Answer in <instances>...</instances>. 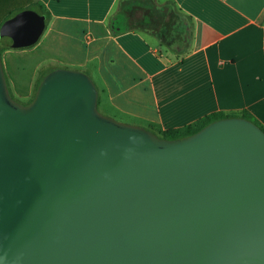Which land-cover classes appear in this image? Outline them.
<instances>
[{
	"label": "water",
	"instance_id": "water-1",
	"mask_svg": "<svg viewBox=\"0 0 264 264\" xmlns=\"http://www.w3.org/2000/svg\"><path fill=\"white\" fill-rule=\"evenodd\" d=\"M45 26L20 10L0 45L30 47ZM97 105L67 68L18 104L0 58V264H264L259 126L227 117L165 139Z\"/></svg>",
	"mask_w": 264,
	"mask_h": 264
},
{
	"label": "crops",
	"instance_id": "crops-1",
	"mask_svg": "<svg viewBox=\"0 0 264 264\" xmlns=\"http://www.w3.org/2000/svg\"><path fill=\"white\" fill-rule=\"evenodd\" d=\"M122 1L30 0L50 16L41 45L56 42L69 54L45 74L78 63L95 83L99 104L148 130L240 110L264 126V0H140L127 10L128 29L113 33L112 15ZM135 11L146 17L134 23ZM150 13L161 19L151 21Z\"/></svg>",
	"mask_w": 264,
	"mask_h": 264
},
{
	"label": "rangeland",
	"instance_id": "rangeland-1",
	"mask_svg": "<svg viewBox=\"0 0 264 264\" xmlns=\"http://www.w3.org/2000/svg\"><path fill=\"white\" fill-rule=\"evenodd\" d=\"M30 0H0V28L4 24L5 20L23 9H36ZM155 5V1H153ZM174 16H179L174 9ZM145 14L140 13V11L133 12L132 18L133 22L136 23V20H143ZM148 18L156 19L158 22L160 17L154 13H150ZM3 23V24H2ZM152 23V22H151ZM44 34V31H43ZM43 34L40 36L39 40L30 47H35L33 51L16 53V50H21L20 48H7L0 53V58L2 62V68L4 72V77L6 81V86L9 92L10 97L13 101L21 105H28L34 98V88L30 87V82L34 81L37 83L42 75L45 74L46 69L57 68L61 66L64 60L68 59V50L59 48L56 42L50 41L48 46H42L41 40ZM174 38L177 36L175 35ZM170 34L167 31V34H162V41L168 40ZM176 41L182 43L184 39L178 38ZM67 68L73 69L76 68L79 71H82L84 68L78 63L67 64ZM92 79V78H91ZM12 80L16 82V85L12 84ZM93 81V80H92ZM98 111L108 116L116 121L133 124L141 126L145 129H148V125L140 120L131 118L129 115L122 112L114 111L107 102H102L97 105ZM154 133V132H153ZM156 134V133H155Z\"/></svg>",
	"mask_w": 264,
	"mask_h": 264
},
{
	"label": "trees",
	"instance_id": "trees-1",
	"mask_svg": "<svg viewBox=\"0 0 264 264\" xmlns=\"http://www.w3.org/2000/svg\"><path fill=\"white\" fill-rule=\"evenodd\" d=\"M5 1V0H3ZM140 0H124L120 3V8L113 13L112 15V32L113 33H120L122 31H125L128 29L127 25V19H128V9H132L135 8L137 6V4L139 3ZM34 6H36L35 11H37L40 14H44L46 22L49 20V14L48 12L45 10V8L40 4V3H33ZM7 49V47H4L2 45H0V53H2L3 50ZM46 74L42 75L41 78L39 79V81L37 83H35L34 86V95L37 91V88L41 82V80L43 79V77ZM33 95V96H34ZM98 104H99V100H98ZM227 117H243L245 119H248L252 122H254L257 126H259L263 131H264V126L258 122L251 114H249L247 111L245 110H240V111H232V112H213L210 113L202 118H200L199 120H197L196 122L180 127V128H174V129H166V130H150L154 133H156V135L160 138H165V139H178V138H182L185 136H188L194 132H196L197 130H199L201 127L205 126L206 124L217 120V119H221V118H227Z\"/></svg>",
	"mask_w": 264,
	"mask_h": 264
}]
</instances>
